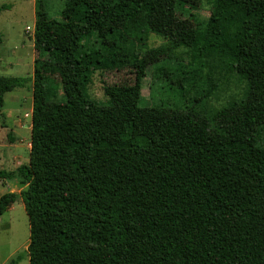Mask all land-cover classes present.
I'll use <instances>...</instances> for the list:
<instances>
[{"label":"trees","instance_id":"obj_1","mask_svg":"<svg viewBox=\"0 0 264 264\" xmlns=\"http://www.w3.org/2000/svg\"><path fill=\"white\" fill-rule=\"evenodd\" d=\"M183 2L64 0L51 20L36 0V48L56 58L57 79L35 61L29 164L16 175L26 188L0 197V217L23 204L29 264H264V0H212L201 27L176 29ZM232 11L238 40L254 39L250 53L225 41ZM50 26L68 39L53 51ZM141 30L169 40L155 58L182 48L219 61L245 81V100L220 111L207 135L176 110L141 107L147 69L127 55ZM128 66L136 78L121 105L89 98L95 73ZM25 83L0 78V108ZM117 128L116 143L90 137ZM9 176L0 170V181Z\"/></svg>","mask_w":264,"mask_h":264},{"label":"rangeland","instance_id":"obj_2","mask_svg":"<svg viewBox=\"0 0 264 264\" xmlns=\"http://www.w3.org/2000/svg\"><path fill=\"white\" fill-rule=\"evenodd\" d=\"M63 1L39 0V4L51 20H57ZM35 4L36 0H0V78H23L26 81L23 89L5 95L4 105L0 108V170L10 175L8 180L0 181V197L7 193L19 195L26 188L16 175L18 168L29 164L35 61L47 64L45 71L50 68L47 78L57 79L52 71L56 58L51 52L40 55L36 48ZM211 8L212 0H184L178 5L174 27H201L210 16ZM50 27L45 36L49 48L53 51L65 46L68 39L56 26ZM227 28V45L250 53L254 39L238 40L239 22L235 11L231 12ZM88 40L85 47L99 48L96 38H85L83 43ZM169 46V40L144 30L131 38L127 55L133 52L147 69L142 82L140 106L162 105L176 110L185 127L207 135L216 130L215 117L220 111L245 100L246 83L238 75L228 73L219 61L197 57L193 50L173 49L166 56H153L156 51L166 50ZM135 78L136 70L130 66L97 72L92 77L87 95L99 104L112 102L121 105L122 89L132 86ZM121 132L122 128L97 130L90 132V137H101L109 143H116ZM257 143L258 147L264 148V131L260 132ZM28 245V217L23 204L17 201L0 217V264H10L18 258L16 264H29Z\"/></svg>","mask_w":264,"mask_h":264}]
</instances>
